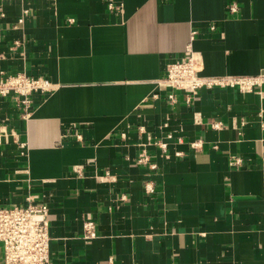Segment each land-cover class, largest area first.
Segmentation results:
<instances>
[{"label":"crops","instance_id":"0c3cea01","mask_svg":"<svg viewBox=\"0 0 264 264\" xmlns=\"http://www.w3.org/2000/svg\"><path fill=\"white\" fill-rule=\"evenodd\" d=\"M112 2L0 3V76L56 86L26 119L0 98V207H47L51 264H264V82L190 104L157 84L192 30L202 75L264 77V0Z\"/></svg>","mask_w":264,"mask_h":264},{"label":"built area","instance_id":"2783aa9c","mask_svg":"<svg viewBox=\"0 0 264 264\" xmlns=\"http://www.w3.org/2000/svg\"><path fill=\"white\" fill-rule=\"evenodd\" d=\"M11 0H0V3ZM113 5L109 0V7ZM234 13V4L229 6ZM22 22V18L17 20ZM214 30L213 26L209 27ZM196 30L190 33V42L179 60L167 65L166 75L158 80L157 84L169 89L166 102L175 104L176 94L183 95L184 102L190 104L201 90L237 88L241 92H252L264 82L263 76H205L202 75V57L191 46ZM56 86L47 78L31 77L25 73L1 74L0 98L10 97L20 110L23 119L28 118L31 112L32 96L34 94L51 93ZM264 128V123L261 125ZM218 129L219 123L211 125ZM148 142L151 140L147 138ZM181 141V140H179ZM166 156V144L161 141L153 143ZM190 148L200 149L201 141L189 143ZM137 163L154 169L156 165L150 160L145 148L137 158ZM237 163V160H235ZM148 192L153 189L145 186ZM26 206L0 207V264H51L50 245V214L47 207L35 201L31 196L26 197ZM97 229L93 220L86 218L82 222V240L91 241L97 237Z\"/></svg>","mask_w":264,"mask_h":264}]
</instances>
